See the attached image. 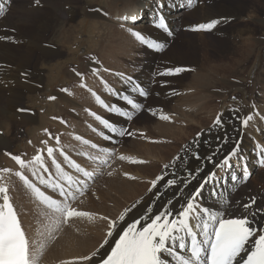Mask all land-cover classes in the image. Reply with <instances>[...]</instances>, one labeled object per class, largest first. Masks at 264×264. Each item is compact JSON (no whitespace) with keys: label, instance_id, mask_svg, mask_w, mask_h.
Segmentation results:
<instances>
[{"label":"snow or ice","instance_id":"obj_1","mask_svg":"<svg viewBox=\"0 0 264 264\" xmlns=\"http://www.w3.org/2000/svg\"><path fill=\"white\" fill-rule=\"evenodd\" d=\"M10 2L11 0H7L9 5ZM39 2L40 0H36L37 4ZM151 3L155 28L166 34V37H173L175 33L165 9L175 8V0H151ZM186 4L191 7L192 0H186ZM180 6L183 7L184 4ZM4 11L5 0H0V14H4ZM122 19L132 25L127 28V32L142 47L157 53L165 52L168 47L166 42L152 39L135 28L142 17L133 14ZM221 22V19H212L207 23H199L190 30L212 31ZM121 26L124 27L123 24ZM184 70L182 67L159 66L150 74L147 84L138 77L115 73L121 88L107 87L112 98L109 102L98 95L96 100L108 114L116 116L117 120L91 113L105 130L100 133L102 138L109 143L118 144L121 138L134 135L127 125L138 118L139 114L146 113L156 117L155 106L148 105L147 101L153 94L160 95L155 90L157 87L169 88V81L165 77ZM93 73L99 76V68L93 69ZM28 75L26 72L21 73L25 78ZM76 75L81 76V73L76 72ZM18 111L22 112L24 109ZM238 112V109L230 110L229 117H225L224 113L217 114L207 128L201 129L190 142L184 144L163 165L161 173L150 181L146 195H150L151 202L144 210L131 222L127 221L129 214L143 204L142 197L131 207L125 208L118 219L109 221L107 234L96 250L79 257L71 264H264V224L261 223L264 221V207L257 206L255 196H250L246 201H232L221 191H230L227 189L229 183L233 186L245 184L251 175L248 158L242 154L240 137L253 116L249 114L241 117ZM161 118L169 119L167 116ZM228 125L232 127V134L227 131ZM92 130L96 131L95 128ZM76 139L80 140L81 137L77 136ZM56 142L59 144V137H56ZM42 143L47 145L48 141ZM89 143L87 139L83 140L84 145ZM90 147L96 149L98 146L91 143ZM204 148L208 151H203ZM257 148L256 163L264 167V148ZM56 151L63 156V161H57L54 156ZM46 154L51 160L50 166L46 164L42 150H38L29 161L19 155L6 153L20 168L15 175L47 206L52 216L59 217L61 223L72 217L89 215L77 211L72 204L85 194L96 170L89 171L62 148L47 147ZM76 155L85 156L94 163H108L107 160L99 161L98 157L89 156L87 151ZM120 158L124 159L123 156ZM25 169L30 171L32 179L25 175ZM0 171L10 172V169ZM206 192L209 199L215 200L217 207L205 205ZM168 193L171 196L162 204L159 203ZM0 198V264H33L30 240L10 200L7 186H0ZM257 217H260L259 221ZM254 223L257 226L254 227ZM114 234L118 238L110 242Z\"/></svg>","mask_w":264,"mask_h":264},{"label":"rangeland","instance_id":"obj_2","mask_svg":"<svg viewBox=\"0 0 264 264\" xmlns=\"http://www.w3.org/2000/svg\"><path fill=\"white\" fill-rule=\"evenodd\" d=\"M48 1L50 0H40L39 4H37L36 0H11L10 5L6 3L7 8L5 9L4 14L0 15V73L1 72L6 73L7 79H8V84L4 82L5 80L3 81L0 79V86L2 87L7 86L8 88H10L9 89L10 92L6 93V96L8 95L7 97L9 99H11V94L9 93H11L12 90L15 92H20V93L22 92L21 96L19 97L18 100H16V103H13L12 107L15 110V112H17L19 115L24 114V115L32 116V117H35L34 119L36 120L34 123H32V126H29V127L25 126L24 124L21 123L20 120H17V119L16 120L14 119L12 120V122H10L11 123V126L9 127L10 131L8 135L6 134L7 138H9V142L5 146H0V169H10V172L0 171V185H5L11 191L13 190L12 194L10 195V200L13 203L14 207L16 209L17 208L19 209L20 214L22 212L23 216H25L26 221L28 222L27 225L29 229L34 230L37 226H42L41 221L44 220L49 223V228H55L52 231V234H57L59 231H61V229H70L72 226L83 225V223L79 222V219H83V221L91 220L92 216L86 215L82 217H72L64 224H62L59 221L60 219L58 217L51 216V214L48 213L49 210L46 211L47 209L45 210V208L35 200V198L32 195V192L28 190L27 186H25V184L19 179V177L16 178L15 172L19 171L20 168L17 170L13 166L8 165L9 163L8 160L10 158V155H6V153H11V155H19L21 156V158H26V160L27 158H29L27 161L31 160L33 155H35L36 153L35 150L38 149L37 147H39V145L43 141L48 140L46 139V134L44 135V131H48L54 137L55 135L53 133L55 131L56 132L58 131V128L56 126L54 128H51L49 125L44 124L42 120L43 117L47 118V121L49 120V122L53 123L54 125L56 124L55 119H63L64 121H66V124H67L65 129H68L67 131H69V133L72 136L73 134L75 135L74 136L75 144H77V147L80 148L81 152L87 151L88 153H90L88 154L89 156L98 157L100 158V160H104L106 158L105 160H107L108 162L107 165L99 166L94 163H90L89 161H85V163L88 165L87 166L85 165L82 159L79 160V162L82 163V166H86L87 169L93 170L97 168L96 166L102 167L96 170V176L93 180L96 190H98L102 185L101 180L108 177L109 175L108 173H110V172H107V170L110 167H112L115 160L119 161L121 159L120 156H117L115 154L117 150L120 149L119 151L131 153V154L133 153V150H134L133 145H131V142L134 139V135H133L131 137L126 136L124 137V139L122 138L121 140H119L118 144L108 142L110 147L111 146L114 147L113 150L111 149L113 153L115 152L114 155H106V156L101 155L100 156V154H97L93 151L89 152L88 150L89 147L87 145H84L83 141L81 140L87 139L88 141H91V143H95V144L102 146V147L98 146L99 148L101 149L104 148V139H102V136L99 135L101 138L100 139L99 136L96 134V132L92 130L93 128L91 129L90 127V124L92 123L93 125L97 124V122H95L96 119L93 120L94 116L91 115V112L100 113L103 111L100 108V106H98L97 100L94 99L96 101V103H94L93 96H95L96 98V96L98 95L101 98H103L102 97L103 94L100 91L101 94H98L95 92V95L92 96L90 92L77 86L76 84L77 81L71 79V77L68 76V73L73 74L74 71L85 73L89 78H91L89 80L94 79V83L98 84L97 80L95 79V76L94 78H92L89 74V68L86 67V62H89L90 65H93V66L96 65L97 67H100V64L103 65L105 68H101L99 70L101 71V75L105 78L109 77L110 75L103 74V72H105L104 69H109L110 71L113 70L115 72L124 73L126 75H132V76L142 75L141 78L145 81L144 83L147 84L149 82L150 74L154 70H157L159 66L182 67L185 70L182 71L181 73L176 74L174 76L164 78L169 81V88H172L173 90H175L176 96L172 94L171 96L173 97L170 99H175L176 101H173V104L175 107H178V103L184 104L183 102H181L182 101L181 98L185 97V94L187 93L186 92L187 88L185 84H187L188 81L186 82L185 78L187 79L190 75H193L195 72L203 71L202 69H199L200 60H207L206 58H208L209 61H211L212 63H217L218 65L226 63V61H229V58L232 57V52L234 50H238L237 47L235 46H238L241 42H243L242 40L243 37H239L235 28L237 26H241L242 24L246 23V24L251 25L252 28L254 29V32L252 33V35L254 38L253 39L254 42L255 43L257 42L256 47L254 48L255 50L254 53L256 54V56L254 54V56L252 55V56L246 57V59L247 60L249 59V61L248 62L243 61L240 64L237 76L240 77L239 79H243V81L246 83H247L246 80H250L248 81L249 83L252 80L254 84V82L256 81L258 77L257 74L259 72L264 71L263 70L264 69V60H263L264 43L261 44V42H259L261 40L262 41L264 40V29L261 28L259 25L261 20L264 21V0H195V2L198 3V5H196V7L198 8L201 7V9H205L206 6L207 7L214 6L216 10L218 8V11L215 12L216 14L220 13L219 12V10L221 11L220 7H224L225 10H223V12L225 13H222V14L229 15V16H224V17H219V18H209L206 20L204 19V20L198 21L199 23H205V22H209L212 19L222 20V22L218 24L217 25L218 27H216L214 30L209 31L207 33H202L204 35L202 37L191 36L192 33H189L187 30H185V28L187 27L186 26L183 27V25H181L180 23L175 28V30L174 28H172L175 34L173 37H169V43H168L169 46L163 53L149 51L145 47L144 49L125 30L124 32H121L120 35L122 37H125L127 42L128 40H131V43L130 44L128 43L129 45L126 47V52L118 51V49L111 43V40L118 39L119 37L121 39H124L119 35V32L121 31L122 28L120 27L115 28V26H111L110 18H112V20L124 22L122 17L131 16V15L122 14V13H114L113 15H111L110 12L112 11H110L111 9L110 6L115 4L114 0H52L50 2L51 3L50 5ZM192 2L194 4V0H192ZM239 3H245V5L248 6L250 10L251 9L253 10L252 14L254 15L252 18H248L245 16L246 14H248L247 12H245L246 10L243 11V13H241L240 10L235 11L236 8L239 6ZM181 4H184V6L181 7L180 6ZM122 6L123 5H121V3H116L117 8L118 7L121 8ZM184 7H187L185 2L179 3L178 6L172 9V12L169 13V16H175V18L168 17L169 23L171 24L170 22L171 20V21H174L176 24H178L179 20L181 19L184 20L186 18L185 20H187V22L190 25L193 24V26H195L199 24L198 22L194 23L193 20H191L188 15L181 17V18L176 16V14L184 12L183 11L185 9ZM36 9H38V11L34 12V10ZM95 13L96 14L98 13V15L104 18L105 20L104 21L99 20L96 22L97 26L95 25L93 27L92 26L89 27L91 25V20H93V18L90 15H93ZM234 13H236L237 15H243V16H240L241 18L235 17ZM138 15L139 17H144L143 20L144 22H146V24L149 23L152 27H154L152 12L150 11L148 7H144L143 9H141V13ZM147 18H149L150 20H148ZM108 19H109V22H108ZM41 21L43 22V24H45L46 21H48L47 24L49 25L47 27L45 26L42 27ZM139 23L140 22H138L137 24ZM44 27L45 29L42 30V28ZM38 33L42 35L41 39ZM150 38L153 39V37H150ZM195 44L199 45L200 47L195 46ZM169 47L172 48L171 51H167L168 49H170ZM41 48L57 53V57L56 56L49 57V58H46V56L43 57L42 56L43 53H41ZM5 50H8L7 55L3 54ZM259 54H262V55H259ZM1 55H4V56L9 55L11 59L6 60L7 58H3ZM23 58H25V60L22 62L16 61V59H23ZM171 59L176 60L175 63L172 62ZM244 59L245 57L243 58V60ZM91 60L95 64L92 63ZM156 60H158L157 63L151 67L153 62H155ZM194 61H197V67L192 68L193 71H191L190 66L192 65V62ZM230 61H232V59H230ZM179 62L184 63L186 65L182 66V64H178ZM140 64L143 66L142 69L140 68ZM59 66L60 68L63 67V69H60ZM160 70H162V68H160ZM22 72H26L29 74L27 78H29L32 87L35 89L34 91H26L25 88H22L21 90V88L19 87L20 84L18 81L20 80L26 81V78L24 76H21ZM38 74L39 76H37ZM240 75L244 77H241ZM39 77H42L43 79L41 78L42 80L37 81L38 83H36L35 79H38ZM261 78L262 79L259 82V85L256 87L255 85H252V89L254 88L253 90H254L255 95L258 94L260 96H263L262 92L260 93V88L264 89V85H263L264 74ZM230 79L231 78H229V80ZM232 81H235V80H232ZM85 82L87 83L89 81H85ZM112 82L113 80L108 78L107 83L109 85H113ZM96 84L92 83L91 88L99 92L98 88H101L102 83L99 84L98 88ZM94 85L96 87H94ZM114 85L117 86V83L115 81H114ZM155 90L164 91L163 88H159V87H157ZM62 91H65V92L71 91L72 93L69 92V94L67 95L66 93H63ZM82 91H85L87 93L86 94L87 96H84V92ZM203 93L206 95H213L212 92L210 91L209 92L205 91ZM62 95L68 97V101L64 102L61 100L62 103L59 104L60 97ZM53 97L54 99H50ZM154 97L164 99L165 97H168V96L160 97V95L156 96L155 94H153L147 101L148 105L155 106L158 112L162 110L163 111L172 110L174 113L178 114L179 112V115L180 114L184 115L188 111L189 114L188 112L187 114L190 115L191 111L194 110L193 108H196L197 106L196 104H194L193 107L191 108L184 106V107H179V109L178 108L174 109L173 104H171L172 102H170L168 104V107H165V106L159 107V106H156L157 102L153 99ZM212 97L216 101L215 95H213ZM233 97L231 99L235 101L236 99H233ZM107 98H110V97H107ZM69 99L70 100L74 99L73 100L74 103L72 105H68L70 103ZM250 100L251 99H248V101ZM105 101L109 102V100H105ZM254 103L258 105V103L256 102ZM216 104H219V101L213 102V105H216ZM18 109L28 110L31 113L30 115L26 113H20ZM232 109H235V108L232 107ZM184 110H185V113H183ZM196 113L198 114L199 111ZM196 113H195V117L193 118V120H195L196 122H201V121L203 122L205 118L208 119V122L211 121L210 117H212V115L208 113L207 111H204V112L202 111L200 115H196ZM148 117L150 119H147ZM190 119L192 118L190 117ZM70 121L73 122V123L71 122L73 127L71 125H68L70 124ZM154 121L155 120L153 116L146 114V113H141L138 115V118L134 119L127 126L135 134L136 132H140L141 130H144L145 127H152ZM165 121L167 123H170L167 120ZM80 122L82 123L81 125L78 124ZM236 123L238 124V122ZM190 126L189 128L191 129V132H190L191 135L186 143L190 142L196 136V134L199 131H201V129L199 130V128L193 127V125H190ZM75 127L84 128V132H81V131L77 132V130L74 129ZM94 128L99 129V127H96V126H94ZM246 129L247 127H245L243 130H246ZM99 130H102V129H99ZM33 135H35L36 136L35 138L38 139L36 142L37 144L40 143L39 145H34L33 143H31ZM59 135L64 136L66 135V133L60 132ZM77 136H80L81 139L77 140L76 139ZM241 139H242V145H243L245 140L247 141L250 140V136L247 134L245 137ZM69 140L70 139H67V141ZM155 140L157 141L156 138H151V139H147L146 142L149 144H156V142H154ZM159 142L163 144L162 140H159ZM186 143H182L178 149H181V147ZM57 146H59V144ZM65 146L66 148H71L70 143L66 142ZM65 152L72 159H75V158L79 159L81 157L78 155L76 157L77 152H73L74 153L73 156H71L67 151ZM178 152L179 150L177 151V153ZM242 154L245 155L246 157L250 156V159H253V157L255 156V151L248 149L247 153H244L242 151ZM59 157L56 156L57 161L61 162L60 159H62L63 161V156H61L60 153H59ZM44 158H46V156H44ZM250 159H248V163H249V166L253 168L254 166L257 165V163H254V165L251 166L249 162ZM128 164H129L128 166H131V167L134 166L132 164V160H130ZM156 166L159 167V164H156ZM50 169L54 171V168L50 167ZM258 171L259 169L253 170V174L249 177L248 181H251V179L253 178V175L254 174L256 175ZM24 173L25 175L29 177V179H32L31 173L28 169H25ZM153 174L154 173L152 172L151 175ZM261 176L264 177V175H261ZM121 178L125 179L123 178V176H121ZM257 179L256 180L252 179L250 184H248L247 188L251 189L250 192H253V191L255 192L257 187L258 188L263 187L261 189H264V181L261 183ZM17 183L18 185H20L19 188L17 186ZM140 183L144 184L143 188H145V184L147 183H144V181H140ZM92 184L90 187H88L89 189L88 191L85 192L84 196L79 197L75 202H73L72 207L75 208L77 211H82L88 214L89 213L92 214L91 211H87V210H91L89 207H91L93 204H97L94 198V194H93L94 191L92 190L94 189L93 188L94 186H92ZM231 186L233 185L229 183L227 185V189L228 187H231ZM240 187L241 186L238 185L236 187V190L231 191V192L226 191L225 189H221V190L222 191L225 190L226 196H229V198L233 201L237 198L238 194L243 195L241 190L244 189L243 191L246 193H248L249 191V189L247 188H244V187L240 188ZM13 193L18 194L17 197ZM20 193H22L23 195ZM205 195L208 196L207 192L205 193ZM85 196L89 197V200H90L89 203L87 202ZM26 202L29 205L28 208H25L24 206V205H27L25 204ZM106 203L107 202L103 203L102 206L105 212H110L112 208L108 206ZM260 207H263V206L260 205ZM93 208L95 209V207ZM18 209H17V212H18ZM45 237L47 238L49 243L52 242L53 235L45 234ZM32 246L34 247V244H32ZM45 261H48V259L44 257V254H40L37 256V258H35L36 264H41Z\"/></svg>","mask_w":264,"mask_h":264},{"label":"bare ground","instance_id":"obj_3","mask_svg":"<svg viewBox=\"0 0 264 264\" xmlns=\"http://www.w3.org/2000/svg\"><path fill=\"white\" fill-rule=\"evenodd\" d=\"M51 1L52 0L48 1L49 5L51 4L50 3ZM175 2L178 6L179 3H184V2L186 3V0H181V1L175 0ZM114 3H115V4H113L114 6L113 5L110 6V8H111L110 11H112V12H110L111 15H113L114 13H122V14H129V15H132L134 13L140 14L141 9H143L144 7H148L150 9V11L152 12V7H153L151 0H114ZM116 3H121V5H123V6L121 8H119V7L117 8ZM184 8H185L183 10L184 12L182 11L183 13L176 14V16L181 18V17L188 15L190 17V19L193 20L194 23L195 22L197 23L198 21L204 20V19L206 20L209 18H219V17L229 16V15H223L222 14V13H225V12H223V10H225L224 7H220L221 11L219 10V12H220L219 14L215 13L218 11V8L216 10L214 8V6H211V7L206 6L205 9H201V7L200 8L196 7L193 4V2H192L191 7H189L187 5V7H184ZM59 9H60V7H59ZM172 9L173 8L165 9V14H166L167 18L168 17L169 18H175V16H169V13L172 12ZM237 10H240L241 13H243V11L246 10L245 12H247L248 14H246L245 16L248 18H252L254 15V14H252L253 10L252 9L250 10L249 7L245 5V3H239V6L236 8L235 11H237ZM37 11H38V9L34 10V12H37ZM90 16L93 18V20H91V25L89 27H91V26L93 27L95 25L97 26L96 22L99 20H103V21L105 20L104 18L100 17L98 15V13L97 14L95 13V14L90 15ZM234 16L240 17L243 15H237L236 13H234ZM51 18H53V17H51ZM143 19H144V17H142V19H140L139 24L135 25V28L137 30H140L142 32V34H144L146 36L153 37V39H156V40L162 41V42H166L167 44L169 43V37H166V35L164 33L156 30L155 26L152 27L149 23L146 24V22H144ZM147 19L150 20L149 18H147ZM185 19L179 20L178 24H176L174 21L170 20V22H171L170 25L172 28H174V30L180 23H181V25H183V27H185V26L187 28L189 27V29L191 27H193V24L190 25L187 22V20H185ZM47 22L48 21H46L45 24H43V22H42V27L43 26L47 27L49 25V24H47ZM102 22H101V24H102ZM108 22H109V19H108ZM110 22H111L110 23L111 26H115V28H118V27L122 28L121 31L119 32V35L121 32H124V30L127 32V28L132 26L129 23L112 20V18H110ZM23 24H24V22H23ZM122 24L124 25V27L121 26ZM259 25L261 28L264 29V21L261 20ZM45 27L42 28V30L45 29ZM40 28H41V26H40ZM235 30L238 33L239 37H243L242 38L243 42H241L238 46H235V47H237L238 50H234L233 51L234 53L232 52V57L229 58V61H226V63H223L221 65H218L217 63H212L211 61H209L208 58H206L207 60H200L199 69H202L203 71L202 72H199V71L195 72L193 75H190L187 79L185 78V81L186 82L188 81V83H187L188 85L185 84V86L187 88V90H186L187 96L185 94V97L181 98L182 99L181 102H183L184 104L178 103V107L174 106L173 101H176V100L170 99L173 97V96H171L172 94L175 95V90H173L172 88L164 89V91H159L160 97L161 96H168V97H165L164 99H161L158 97L153 98L157 102L156 106H159V107H162V106L168 107V104L170 102H172L171 104H173L174 109L175 108L179 109V107H184V106L191 108V107H193L194 104H196L197 106H196V108H193L194 110L191 111L190 115H188L189 114L188 111H187L188 114L186 112L187 115L186 114H184V115L180 114L179 115V112L177 114V113H174L172 110H167V111L162 110V111L158 112V110L155 108V110L157 111V116H159V117H157V116L153 117L155 121L153 122L152 127H145L144 130H141L140 132H136L134 134V139L131 142V145H133V149H134L133 153L131 154V153L119 151L120 149H118L115 154L117 156H120V157L123 156L124 159H120L119 161L115 160L114 163L112 162L113 163L112 167H110L107 170V172H110V174L108 173L109 174L108 177L101 180L102 185L98 190H96L95 184L94 183H93L94 185L92 184V186H94L93 187L94 189H92V190L94 191L93 194H94V198H95L97 204H93L91 207H89L91 210H87V211L92 212V214L89 213V215L92 216L91 220L83 221V219H79V222L83 223V225L72 226L70 229H61V231H59L57 234H52V231L55 228H49V223L44 221V220L41 221L42 226H37L34 230L29 229V227L27 225L28 222L26 221L25 216H23L22 212H21V214H22L21 215L19 212V209L17 208L18 209L17 214L21 220L22 227L24 228V230L26 232V236L30 240V248H31L30 254H31V259H32L34 264H36L35 258H37V256L40 254H44V257H46L48 259V261H45L41 264H71L72 261L77 260L79 257L86 255V254H90L91 251H94L99 247V244L103 241L104 237L106 236L107 231H108L109 221L112 219H118L119 215L124 212L125 208L131 207V205L133 203H135L137 200H140L143 197L144 198L143 204L138 206L137 209H134L133 212L130 213L126 219L128 222H131L133 218L137 217L144 210V208L151 202L150 201V195H146L147 189L150 187V181L152 179H154L156 175H159L161 173V171L163 170V165L168 163L177 154V151L180 150V149H178L180 147V145L182 143H186L187 140L190 138V135H191V133H190L191 129L189 128L190 125H193V127L199 128V130L205 129L212 123V121L215 119L217 114L224 113L225 117H229L230 116V110H234V109H232V107H234L235 109L239 110L238 115H240L242 117H246L249 114H251L253 116V120L249 122L247 129L243 130L242 137H240V138H243L247 134L250 136L249 141H247V140L244 141V143L242 145V151L244 153H247V150L250 149L252 151H255V154H256V152L258 150L257 146H259L260 148H264V119H261V117H264V89L260 88V93L262 92L263 96H260L258 94L255 95L254 90H253L254 88L252 89V85H255V87L259 85V82L262 79L261 77L263 76L264 71L259 72L257 74L258 77H257L256 81L254 82V84H253L252 80L250 83L248 82L250 80H246L247 81V83H246L243 81V79H239L240 77L237 76L240 64L243 61L248 62L249 59L247 60L246 57H249L252 55L254 56V54H255L254 48L256 47L257 42L255 43L253 40L254 38H253L252 33L254 32V29L252 28L251 25L245 23V24H242L241 26H237L235 28ZM39 31H40V29H39ZM38 34H39V37L41 39L42 35L40 33H38ZM107 36H108V34H107ZM191 36L202 37L204 35L202 33H192ZM104 38H105V36H104ZM122 38H124V39H121L120 37L118 39H112L111 43L118 49V51H120V52L125 51L126 52V47L131 43V40H128V42H127L125 37H122ZM108 39H109V37H108ZM263 41L261 40L259 42H261V44H263L264 43ZM234 44H236V43H234ZM195 46L200 47L197 44H195ZM170 47H172V46H170ZM171 49L172 48L168 49L167 51H171ZM232 50H233V48H232ZM7 51L8 50H5L3 54L7 55V53H8ZM41 53H43L42 56L43 57L46 56V58L53 57V56L57 57V53L50 51V50H45L43 48H41ZM4 55H1V56L3 58H7L6 60L11 59L9 57V55L8 56H4ZM259 55H262V54H259ZM255 56H256V54H255ZM244 57H245V59L243 60ZM230 59H232V61H230ZM256 59H257V57H256ZM24 60H25V58L16 59V61H19V62H22ZM263 60H264V57H263ZM139 61H141V60H139ZM171 61L175 63L176 60L171 59ZM148 62H150V61H148ZM178 64H182V66L186 65V64L181 63V62H179ZM86 67L87 68L91 67L89 62H86ZM93 67H96V66H93ZM196 67H197V61L192 62V65L190 66L191 71H193L192 68H196ZM59 68H60V66H59ZM57 69H58V67H57ZM60 69H63V67ZM112 72L113 71L112 70L110 71L109 69H108V71H106V73H108V74L112 73ZM189 73H190V71H189ZM16 75H18V74H16ZM57 75H58V73H57ZM232 75H234V76H232ZM37 76H39V74ZM68 76H70L71 79L76 80L74 78L73 74L68 73ZM240 76L244 77L242 75H240ZM0 77H1L0 78L1 80H3V81L5 80L4 82H6V84H8V79H7L6 73L1 72ZM141 77H142V75H141ZM216 77H217V79H216ZM41 78L42 77L35 79V82L38 83L37 81H41L43 79V78L42 79ZM229 78H231V79L229 80ZM15 79H16V77H15ZM232 80H235V81H232ZM18 82L20 84L19 87L21 88V90H22V88H25L26 91H34L35 90L32 87L29 78H26V81L20 80ZM91 82H92V80H90V82L85 83L88 85V89H89L88 92H90V90H93L91 88L92 87ZM77 83H78V81H77ZM263 85H264V81H263ZM94 87H96V86L94 85ZM9 89L10 88H8L7 86H5V87L0 86V146H5L9 142V138H7L6 134L8 135V133L10 131L9 127L11 126L10 122H12V120H14V119L20 120L22 124H24L25 126H28V127L32 126V123H34L36 121L34 119L35 117L24 115V114L19 115L17 112H15L12 105H13V103H16V100L19 99L22 92L20 93V92H15L12 90L11 93H9V94H11V99H9L7 97L8 95L6 96V93L10 92ZM205 91L212 92V94L215 95V97H216V98L214 97L216 99V101L213 99V97H212L213 95L204 94L203 92H205ZM69 92H71V91H66L67 95L69 94ZM82 92H84V96H87L86 95L87 93L85 91H82ZM91 92L95 93L93 91H91ZM167 93H168V95H167ZM233 96H235V98H236L235 101H233L231 99ZM94 99L96 100L95 96H94ZM94 99H93V101H94ZM101 99H104V98H101ZM248 99H251V100L248 101ZM61 100L64 102L68 101V97L62 95L60 97L59 104L62 103ZM73 100L74 99L70 100L69 101L70 103L68 105H72L74 103ZM217 101H219V104L213 105V102H217ZM254 102L258 103V105H256ZM95 103H96V101H95ZM253 105H255V108H253ZM198 111H199V113L197 114L196 112H198ZM202 111L203 112L207 111L208 113H210L212 115V117H210L211 118L210 122H208L207 118H205L203 120V122L202 121L196 122L195 120H193V118L195 117V113H196V115H200V113ZM183 113H185V110ZM96 114L100 115L102 117H105V118H109L110 120H117V117L108 116L104 110L102 112L96 113ZM201 115H203V114H201ZM163 116H167L169 118V119H167V121H169L170 123H167L165 121V119H162L161 117H163ZM36 117H37V115H36ZM190 117L192 119H190ZM147 119H150V118L148 117ZM42 120H43L44 124L49 125L51 128H54L55 126L58 128V131L57 132L55 131L53 134L55 135V138L59 137V146H55L53 144V141H48V140H47L48 141L47 145H51L54 149L62 148L64 150V152L67 151L71 156H73V154H74L73 152H77V153L81 152L80 148L77 147V144H75V141H74L75 135L73 134V136H72L69 133V131H67L68 129H65L64 126L60 125L59 123H56L57 125L56 124L54 125L53 123L49 122V120L47 121V118H45V117H43ZM199 121H200V119H199ZM71 122L72 121H70V124H68V125H71L73 127V125H72L73 122L72 123ZM205 123H207V124H205ZM78 124L81 125L82 123L80 122ZM237 125H239V122ZM94 126L99 127V129H102L99 126L98 122L95 125H93V123L90 124L91 129ZM74 129H76L77 132H79V131L84 132V128L75 127ZM2 130H3V132H2ZM103 131H105V130L104 129L98 130V133H101ZM227 131L229 132V134H232L231 125H228ZM60 132L66 133V135L60 136L59 135ZM45 134L47 136L48 133H45ZM35 137L36 136L33 135L31 143H33L34 145H39L40 143L37 144L36 141L38 139ZM151 138L157 139V141L156 140L154 141V142H156V144H149L146 142L147 139H151ZM44 139H45V137H44ZM67 139H70V140L67 141ZM159 140H162L163 144H161L159 142ZM66 142L70 143L71 148H66V146H65ZM96 145L101 146L98 144H96ZM103 149H107V150L112 149L113 150L114 148L110 147V145L107 143V141L104 140V148ZM203 151L207 152L208 149L204 148ZM29 152H31V151H29ZM59 153H60L59 151L54 152V156L59 157ZM44 156H46V155L44 154ZM33 157H34V155H33ZM247 158L250 159V156H247ZM44 159H45L46 164L50 166L51 164L48 162V160H50V159L47 156ZM98 159H100V158H98ZM253 159L249 160L251 166H253L254 163H256L255 157H253ZM60 160L62 161V159H60ZM75 160L78 163H80L78 159L75 158ZM129 160L133 161V165H134L133 167L128 166ZM8 162H9L8 165H11L18 170V168L10 160H8ZM58 162H60V161H58ZM156 164H159V167H157ZM88 170L92 171V169H88ZM152 172L154 173L153 175H151ZM261 175H264V168L259 169L257 174L253 175L252 179L256 180L258 178L257 180L262 183L264 181V177ZM121 176H123V178H125V179H122ZM252 179H251V181H252ZM140 181H144V183H147V184H145V188H143L144 184H141ZM251 181H248L246 183V185H244V186L240 185L241 186L240 188H242V187L247 188L248 184H250ZM3 186H5V185H3ZM17 186H18V188L20 187V185H18V183H17ZM261 188H263V187H261ZM261 188L257 187L255 192L254 191L250 192L251 189L247 188V189H249L248 193L244 192L243 191L244 189L243 190L240 189L243 195L238 194L237 198L235 200L239 199L241 201H246L250 196H255L257 198V202H258L257 206L262 205L264 207V189H261ZM12 191L9 189V197L12 194ZM17 193H19V192H17ZM13 194L16 197L18 195L15 193H13ZM20 194H22V193H20ZM170 196H171V193H168L165 197L162 198V200L159 203L162 204ZM85 197H86L87 202L89 203L90 202L89 197H87V196H85ZM108 199H110L112 201H110ZM235 200H233V201H235ZM0 202H2V198H0ZM27 202L25 203L27 205H24L25 208L29 207V205H28L29 202L28 203ZM105 202H107L106 204L112 208V210L110 212H105V210L102 206V204ZM204 203L207 206L217 207L215 200L209 199L208 196H206V195H205ZM32 204H34V203H32ZM16 206H18V205H16ZM30 206H31V204H30ZM36 206H37V204H36ZM93 207H95V209ZM157 207H159V204L157 205ZM17 209L15 208L16 211H17ZM82 209H83V207H82ZM46 211H48V210H46ZM48 213H49V211H48ZM26 217H27V215H26ZM56 217H58V216H56ZM102 217H107L108 219L106 220V219H103ZM257 220L259 221L260 217H257ZM121 223L123 224V222H121ZM261 223L264 224V221H262ZM62 224H64V223H62ZM253 226L255 227L257 225L254 223ZM45 234L53 235L51 243H49V241L45 237ZM115 238H118V237L115 236V234H114V237L110 238V242L112 239H115ZM32 244H34V247L32 246ZM106 248H107V246H106ZM101 251H103V250H101ZM88 264H91V262H88Z\"/></svg>","mask_w":264,"mask_h":264}]
</instances>
